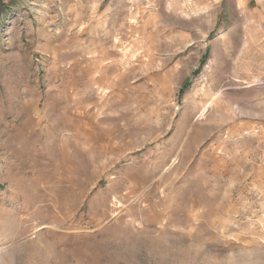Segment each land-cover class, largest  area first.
Returning a JSON list of instances; mask_svg holds the SVG:
<instances>
[{"label":"rangeland","instance_id":"1","mask_svg":"<svg viewBox=\"0 0 264 264\" xmlns=\"http://www.w3.org/2000/svg\"><path fill=\"white\" fill-rule=\"evenodd\" d=\"M0 264H264V0H0Z\"/></svg>","mask_w":264,"mask_h":264}]
</instances>
